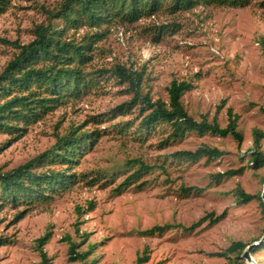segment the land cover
<instances>
[{
    "label": "rangeland",
    "instance_id": "obj_1",
    "mask_svg": "<svg viewBox=\"0 0 264 264\" xmlns=\"http://www.w3.org/2000/svg\"><path fill=\"white\" fill-rule=\"evenodd\" d=\"M60 1L10 0L0 13V38L28 43L32 29L47 22L45 9ZM101 29L105 34L95 44L87 70L111 69L116 63L132 67L142 71L141 92L163 100H167V86L173 78L190 80L193 88L181 98L187 112L197 120L216 117L225 126L230 107L239 116L243 139L238 143L230 135L194 131L173 139L165 123H157L149 132L140 131L138 122L143 114L138 106L124 113L116 111L133 96L128 84L106 72L96 76L95 85L32 122L20 138L0 133V172H5L47 150L57 135L74 127L99 132L73 165L71 171L78 179L69 189L29 206L0 201V264H40L36 239L46 231L50 238L43 248L52 264H81L68 259L65 240L66 236L80 240L77 227L89 233L79 250L94 245L87 258L92 264H136L142 255H148L142 264H220L227 259L215 253L232 241L257 242L255 239L264 236L260 201L241 202L235 189L240 186L257 196L264 187V164L255 168L249 162L252 130L264 131L260 44L264 0H252L243 7L198 5L174 13L162 8L135 22L114 20ZM91 31L80 28L68 34L79 38ZM14 53L11 45L0 41V72ZM99 114L102 117L96 119L102 120L95 122L92 117ZM203 144L224 154L197 161L170 156ZM261 149L264 151V138ZM132 159L151 168L117 191L139 166L129 164ZM62 167L44 162L35 164L34 169ZM240 168L243 170L234 175L218 176ZM210 213L223 216L214 223L206 216L191 230L183 229ZM165 223L182 226L143 233ZM251 257L255 264H264V249ZM243 259L244 264H251Z\"/></svg>",
    "mask_w": 264,
    "mask_h": 264
},
{
    "label": "trees",
    "instance_id": "obj_2",
    "mask_svg": "<svg viewBox=\"0 0 264 264\" xmlns=\"http://www.w3.org/2000/svg\"><path fill=\"white\" fill-rule=\"evenodd\" d=\"M9 2L10 0H0V13L6 10ZM251 2L252 0H61L55 7L45 9L47 22L39 23L32 29L33 38L28 43L0 38L1 42L15 49L12 58L0 72V133L8 134L12 139L20 138L32 122L68 100L79 97L97 83L96 76L106 72L117 78L120 83H127L129 90L133 92L126 105L122 104L124 107L120 105L116 111L124 113L129 108L138 106L140 114H143L138 122L140 131L149 132L157 123H165L169 125L171 130L169 137L173 139L194 131L199 135L206 133L230 135L240 143L243 136L238 129L239 116L230 107L227 108L225 126H221L216 117L212 120L206 117L197 120L187 112L181 98L185 92L193 88L192 81L173 78L167 86V100L153 99L148 92H141L142 71L119 63L111 69L102 68L96 71L87 70L86 65L92 60L95 44L105 34L101 27L114 20L132 23L142 16L154 15L162 8L174 13L188 11L198 5L243 7ZM80 28L94 31L86 32L79 38L68 34L70 30L77 31ZM260 44L264 56V36L261 37ZM223 102L224 100L221 104ZM221 104L218 105V109ZM262 111L264 112V109ZM98 117L101 118L102 114L92 118ZM100 120L102 119H96L95 122ZM98 134L96 129L90 131L81 130L80 126L74 127L64 135H57L56 142L47 150L15 168L0 172L1 204L9 202L13 205L29 206L35 201H48L55 193L69 189L78 179V174L71 171L73 165L78 162V157L94 142ZM252 137L253 147L249 152V162L258 168L264 164V151L261 149L264 131L255 127L252 130ZM223 154V150L203 144L194 150L174 151L170 156L197 161L201 158L208 160L219 158ZM44 162L58 163L64 167L42 171L34 169L35 164ZM128 163L139 166L116 187L117 191L139 179L142 173L151 168L139 159H132ZM241 170L243 168L228 170L218 176L234 175ZM235 191L236 198L244 203L258 198L264 211L260 195L247 193L240 186H237ZM77 210L81 212L80 207H77ZM206 216L210 217V223H214L223 216V213L215 217L212 213L207 214L183 229L191 230ZM178 226L182 225L157 224L143 233L162 232ZM76 231L80 237L79 241H74L70 236L65 237L68 242V259L79 261L81 264H92L87 258L94 245L88 244L87 249L79 250V247L87 242L89 233L80 232L78 227ZM49 238L50 232L46 231L36 239L40 264H52L51 258L43 248ZM247 245L235 240L223 251L215 254L227 259L220 264H244L241 254ZM259 249H264V242L254 247L251 254ZM147 257L148 255L138 256L136 264H142Z\"/></svg>",
    "mask_w": 264,
    "mask_h": 264
},
{
    "label": "water",
    "instance_id": "obj_3",
    "mask_svg": "<svg viewBox=\"0 0 264 264\" xmlns=\"http://www.w3.org/2000/svg\"><path fill=\"white\" fill-rule=\"evenodd\" d=\"M261 199H262V202L264 203V187H263V190H262V193H261ZM264 242V236L260 237L257 242H252L250 244H248L243 253L241 254V256L243 258H245L248 262H251V264H255V260L251 257V251L254 247L260 245L261 243Z\"/></svg>",
    "mask_w": 264,
    "mask_h": 264
}]
</instances>
